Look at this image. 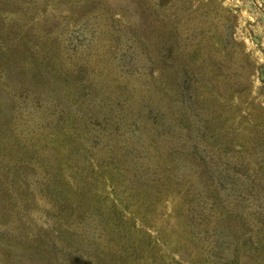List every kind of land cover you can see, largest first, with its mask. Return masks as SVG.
Returning a JSON list of instances; mask_svg holds the SVG:
<instances>
[{"label": "rangeland", "instance_id": "374dc122", "mask_svg": "<svg viewBox=\"0 0 264 264\" xmlns=\"http://www.w3.org/2000/svg\"><path fill=\"white\" fill-rule=\"evenodd\" d=\"M0 264H264V0H0Z\"/></svg>", "mask_w": 264, "mask_h": 264}]
</instances>
